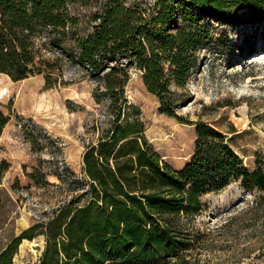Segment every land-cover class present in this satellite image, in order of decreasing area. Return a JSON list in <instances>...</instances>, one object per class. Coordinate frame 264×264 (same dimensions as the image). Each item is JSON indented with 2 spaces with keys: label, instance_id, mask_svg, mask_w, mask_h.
Returning a JSON list of instances; mask_svg holds the SVG:
<instances>
[{
  "label": "trees",
  "instance_id": "obj_1",
  "mask_svg": "<svg viewBox=\"0 0 264 264\" xmlns=\"http://www.w3.org/2000/svg\"><path fill=\"white\" fill-rule=\"evenodd\" d=\"M69 1L0 0V73L14 81L43 75L47 88L65 84L63 56H46L58 48L103 79L102 94L116 115L84 152L83 176L75 178L84 186L79 194L13 237L0 250V264H14L22 241L38 236L44 247L28 264H201L206 250H232L241 231L260 243L263 256L264 165L247 168L226 134L199 122L195 153L174 168L149 141L139 116L129 117L126 111L136 106L124 93L135 67L161 110L173 115L172 85L186 87L212 38L204 19L239 18L244 9L248 23L264 26V0H157L147 6L106 0L87 36L78 33ZM94 97L101 99L97 92ZM8 121L0 103V137ZM7 169L0 167V174ZM234 181L251 194L245 205L214 227H198L196 219L210 208L207 196Z\"/></svg>",
  "mask_w": 264,
  "mask_h": 264
},
{
  "label": "rangeland",
  "instance_id": "obj_2",
  "mask_svg": "<svg viewBox=\"0 0 264 264\" xmlns=\"http://www.w3.org/2000/svg\"><path fill=\"white\" fill-rule=\"evenodd\" d=\"M105 1L68 2L81 36L93 32L94 16ZM127 1L147 6L157 0ZM244 12L238 11L239 18L204 19L212 38L198 53L186 87L172 85L177 101L173 115L161 110L160 100L144 85L142 72L130 68L124 96L136 107L126 112L134 120L139 116L149 141L176 169L195 153L199 122L226 134L247 168L264 165V26L248 23ZM58 55L63 56L65 84L53 88L45 86L43 75L14 81L0 73V103L9 116L0 137V167H8L0 174V250L79 194L84 186L75 178L83 176L84 152L111 127L116 115L111 98L102 94L103 79L58 48L46 52L51 58ZM250 197L238 182H232L224 192L207 196L210 208L198 216L197 226H216ZM234 238L232 250L222 245L204 251L201 264H264V255L258 257L261 245L252 235L241 231ZM250 241L252 246L246 248ZM43 247V236L24 239L14 264L35 262Z\"/></svg>",
  "mask_w": 264,
  "mask_h": 264
}]
</instances>
